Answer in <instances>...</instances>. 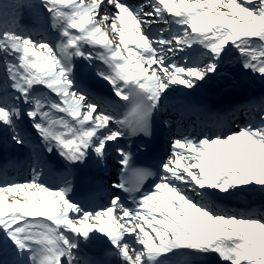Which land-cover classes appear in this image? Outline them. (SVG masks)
<instances>
[{
  "label": "snow or ice",
  "instance_id": "snow-or-ice-1",
  "mask_svg": "<svg viewBox=\"0 0 264 264\" xmlns=\"http://www.w3.org/2000/svg\"><path fill=\"white\" fill-rule=\"evenodd\" d=\"M230 54L264 83V0H0V135L23 146L26 123L37 161L99 166L111 151L119 169L116 191L91 209L67 177L43 183L39 163L29 181L0 179V264H102L81 258L95 239L117 264H264V214L216 206L264 198V105L238 130L172 139L156 173L121 143L150 137L164 99L214 79ZM77 59L110 86L109 103L81 86Z\"/></svg>",
  "mask_w": 264,
  "mask_h": 264
},
{
  "label": "rangeland",
  "instance_id": "rangeland-1",
  "mask_svg": "<svg viewBox=\"0 0 264 264\" xmlns=\"http://www.w3.org/2000/svg\"><path fill=\"white\" fill-rule=\"evenodd\" d=\"M221 10H225V9H221ZM25 22L30 24V21L27 19V17L25 19ZM153 26H157V25H153ZM194 47L197 49L199 48L198 45ZM176 60L179 62L178 58H176ZM212 81H213L212 96L218 102L222 100L225 102L233 100V99L237 100L242 97L246 98V97H249L252 93H254L255 90H257L258 92H261V91L264 92V83L261 82L258 76H254L250 72H247L246 70H244L241 67L238 56L235 54H230L229 56L225 57L223 65L220 70V74L216 76L214 79H212ZM208 82L202 84L196 90H199L204 87L207 88ZM42 91L44 92V94H47L46 90H42ZM180 94L182 93H178L177 96ZM252 120H255V119H252ZM21 127L26 129V142L27 141L33 142L37 145V148H38V137L34 135V132L27 131V129H29L30 126L27 125L26 123H22ZM33 136L37 139L36 142L33 139ZM25 145L17 146L10 140H6L2 135H0V155H3V154L6 155V153L10 151L14 153L18 150H23L21 151L23 152V154L29 155V150L27 149ZM240 196L243 198V200L246 197H249V198L244 201H240L239 199H236L234 197H225V198H232L233 200L240 201L241 203L244 202V203H249L251 205H256L260 207V209H263V212H264V198H261L258 195H250V196L240 195ZM206 264H222V262L219 261L218 257L213 255L212 257L206 258Z\"/></svg>",
  "mask_w": 264,
  "mask_h": 264
},
{
  "label": "bare ground",
  "instance_id": "bare-ground-1",
  "mask_svg": "<svg viewBox=\"0 0 264 264\" xmlns=\"http://www.w3.org/2000/svg\"><path fill=\"white\" fill-rule=\"evenodd\" d=\"M168 25H157V26H155V27H152V31L153 32H156V31H158L160 28H164V29H166V27H167ZM175 29V28H174ZM173 29V30H174ZM109 32H110V29L108 30ZM50 34V36H51V39H52V37H54L55 36V33H49ZM110 38H112L116 43H119V37H118V35H115V34H111L110 33ZM53 42H55V41H53ZM78 60L79 59H77V61H76V64L78 65ZM99 90H100V92H102V93H94V95H90V97L92 98V99H96V96H98V97H104V98H106L107 96L106 95H100V94H103L104 93V90L103 89H101V88H99ZM258 122V121H257ZM26 144V146H28V144L27 143H25ZM129 147V149H131L130 148V145L128 146ZM133 153H134V151H133ZM110 154H112L111 153V151H109V153H108V155H107V157H106V160H105V162L103 163V164H101V165H99L100 167H101V169L102 170H106L107 168H108V170L109 171H113L115 168H117L118 166L116 165L117 163H110L109 162V164H111V165H109L108 166V158L110 157ZM167 159V158H166ZM165 159V160H166ZM78 170V169H77ZM84 170V169H83ZM82 170V171H83ZM28 181V180H27ZM47 186H49V187H53L51 184H48V183H45ZM54 188V187H53ZM151 188V187H150ZM234 198H236V199H239L240 201H244V200H247L249 197H246L244 200H243V198L239 195V196H233ZM224 200H232V201H234L233 203H240V201H237V200H233L232 198H223ZM220 210V209H219ZM101 241H102V243H101ZM103 246H106V243L103 241V240H99V239H95V240H93L92 242H90V243H88V244H86V245H83L81 248H86V247H89V248H95V250L94 251H87L86 252V255H89V257L91 258V259H93V258H95V256L97 255V254H99V253H101L102 251H99V249H101ZM104 252H106V253H108V254H110L111 253V249L109 248V246L107 247V249H106V251H104Z\"/></svg>",
  "mask_w": 264,
  "mask_h": 264
}]
</instances>
